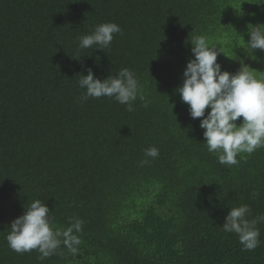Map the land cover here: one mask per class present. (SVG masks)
<instances>
[{"label":"trees","instance_id":"1","mask_svg":"<svg viewBox=\"0 0 264 264\" xmlns=\"http://www.w3.org/2000/svg\"><path fill=\"white\" fill-rule=\"evenodd\" d=\"M107 22L122 29L109 48L78 50ZM249 24H264V0H0V264H264V222L252 251L222 228L230 207L264 214V147L220 164L175 91L197 35L224 52L222 70L244 59L259 78L264 51L253 60L242 43ZM88 68L101 80L132 70L148 106L81 102ZM151 146L158 157H145ZM35 199L53 230L83 220L76 256L63 243L44 260L8 246Z\"/></svg>","mask_w":264,"mask_h":264},{"label":"clouds","instance_id":"2","mask_svg":"<svg viewBox=\"0 0 264 264\" xmlns=\"http://www.w3.org/2000/svg\"><path fill=\"white\" fill-rule=\"evenodd\" d=\"M121 32V27L114 22L98 24L90 34L76 38L77 48L82 50L96 45V49L105 50L110 47L114 34ZM247 35L249 39L245 41L243 38L242 41L244 49L253 60L259 61L260 58L253 53L257 49L264 51V24H249ZM190 43L194 58L187 62L183 83L175 91L189 106L191 117L202 118L200 128L204 130L208 152L216 153L220 164L235 165L239 153L251 154L264 147V72L259 71L257 78L244 59H240L241 67L237 72L222 70L217 62L218 55L223 52L220 48L218 51L217 46L211 45L203 35L192 37ZM78 83L80 88L86 89L79 98L81 102L89 97L106 96L126 104L129 112L134 111L132 102L137 98L144 103V107L150 102L136 74L128 68H122L103 80L88 68L87 75L82 74ZM241 117L242 122L237 124ZM144 155L156 158L159 149L148 147ZM147 163V159L141 161V164ZM50 212L44 201L33 200L25 207L24 213L11 222L5 237L8 246L19 254L35 249L41 254L39 259L44 260L63 243L76 256L81 244L76 233L82 232L83 220L70 217L68 227L53 230L54 217L49 215ZM248 215V205L230 207L222 228L238 235L243 250L252 251L260 243L257 224L264 222V214L252 220L247 219Z\"/></svg>","mask_w":264,"mask_h":264},{"label":"rangeland","instance_id":"3","mask_svg":"<svg viewBox=\"0 0 264 264\" xmlns=\"http://www.w3.org/2000/svg\"><path fill=\"white\" fill-rule=\"evenodd\" d=\"M240 48H241V44H239L235 50H234V48L232 50L229 48H226V53H227V55H232L233 57H235L239 53Z\"/></svg>","mask_w":264,"mask_h":264}]
</instances>
